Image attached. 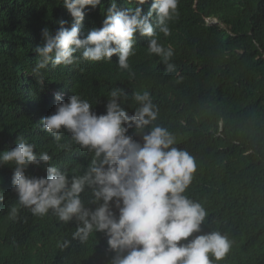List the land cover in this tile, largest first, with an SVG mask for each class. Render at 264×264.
<instances>
[{
	"label": "trees",
	"instance_id": "trees-1",
	"mask_svg": "<svg viewBox=\"0 0 264 264\" xmlns=\"http://www.w3.org/2000/svg\"><path fill=\"white\" fill-rule=\"evenodd\" d=\"M112 2L84 9L81 39L102 26ZM114 2L123 9L135 8L139 0ZM141 7L146 15L151 0ZM61 20L66 28L73 23L63 0H0V153L22 138L37 155L47 152L49 163L69 177L83 175L93 153L63 130L61 141H54L40 123L55 112V95L65 102L79 95L101 115L110 92L123 89L121 106L131 116L139 107L133 93L147 91L157 119L127 135L142 143L152 127H164L175 139L171 147L193 158L195 171L184 195L205 209V229L231 243L222 260L210 257L212 264H264V0H179L168 21L171 34L165 37L157 28L159 42L174 52L171 72L161 57L148 53V38L136 33L128 70L118 67L114 55L49 63L36 75L39 57L33 49L43 44L42 30L55 33ZM13 171L14 164H0V264H110L115 253L103 232L73 239L75 218L62 222L51 210L33 214L13 190ZM26 175L46 172L30 165ZM81 198L85 207L97 206L90 190ZM199 234L204 233L193 235Z\"/></svg>",
	"mask_w": 264,
	"mask_h": 264
},
{
	"label": "clouds",
	"instance_id": "clouds-1",
	"mask_svg": "<svg viewBox=\"0 0 264 264\" xmlns=\"http://www.w3.org/2000/svg\"><path fill=\"white\" fill-rule=\"evenodd\" d=\"M147 2L139 0L135 8L119 9L113 0L104 9L102 26L81 39L84 9L95 8L101 0H63L73 23L66 28L61 20L55 33L42 30L43 44L33 49L39 57L33 73L40 75L49 63L55 67L78 59L110 60L114 55L118 67L128 70V58L135 55L136 33L148 38V53L161 57L166 71H174L170 63L173 49L159 42L157 28L165 37L171 34L168 21L177 13L179 0H151L148 13L142 15L141 6ZM78 51L79 57L75 55ZM122 96L126 97L123 89H113L106 114L97 115L79 95L72 94L66 102L55 95V112L42 118L43 130L56 142L61 141L62 130L66 131L94 159L83 175L69 177L49 163L52 157L47 152L37 155L32 144L18 139L13 148L0 153V164H14L11 183L19 201L36 215L51 210L59 221L75 218L79 223L73 239L103 232L108 249L115 253L110 264H212L210 257L222 260L231 248L230 241L219 232L207 231L205 209L184 195L195 171L193 158L171 147L175 139L164 127H152L142 136V143L127 135L130 128L152 125L158 111L150 93L138 91L132 99L139 107L129 116L121 106ZM30 165L43 166L46 176L26 175ZM86 189L91 192L90 202L97 205L94 209L85 207L81 198Z\"/></svg>",
	"mask_w": 264,
	"mask_h": 264
}]
</instances>
